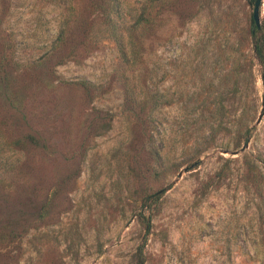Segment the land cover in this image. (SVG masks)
Wrapping results in <instances>:
<instances>
[{"label":"rangeland","instance_id":"1","mask_svg":"<svg viewBox=\"0 0 264 264\" xmlns=\"http://www.w3.org/2000/svg\"><path fill=\"white\" fill-rule=\"evenodd\" d=\"M91 1L0 0V143L19 142L0 154V264H262L253 1L115 0L119 33L142 9L151 15L129 68ZM156 190L145 234L138 200Z\"/></svg>","mask_w":264,"mask_h":264},{"label":"trees","instance_id":"2","mask_svg":"<svg viewBox=\"0 0 264 264\" xmlns=\"http://www.w3.org/2000/svg\"><path fill=\"white\" fill-rule=\"evenodd\" d=\"M253 1V0H250ZM89 8L93 11H104L103 17L106 31L109 37L116 43L117 50L119 52V59L122 64L127 68L135 65L142 56V44L144 38L151 27V15L150 11L142 9L139 11L132 23L128 25L123 31L119 33L116 29L115 22L111 19L110 11H118L115 0H92L89 3ZM248 38L250 41L251 54L254 60L264 66V15L260 20V27L256 29L251 18L248 25ZM124 41L122 42V40ZM237 59L234 67V81L231 84L230 96L236 97L240 93V79L242 78V65L241 58L243 53L240 50H235ZM226 93H219L216 97V108L213 109V116L216 118V124H214V132H221L224 128L223 119L226 116V108L224 102L226 100ZM19 144L18 141L12 143H0V154L7 152L9 148H13ZM154 154L158 157V153L155 151ZM6 166V162L3 163ZM247 171L254 177L258 178L260 175L256 172L257 166L254 163L245 162ZM264 168V163L262 165ZM161 190L144 193L138 200V207L136 210L135 218L138 225L142 228L145 234L150 231V221L152 214L158 209L159 200L161 197ZM135 264H142L139 260ZM264 264V260L262 262Z\"/></svg>","mask_w":264,"mask_h":264},{"label":"water","instance_id":"3","mask_svg":"<svg viewBox=\"0 0 264 264\" xmlns=\"http://www.w3.org/2000/svg\"><path fill=\"white\" fill-rule=\"evenodd\" d=\"M262 0H253L252 2V11H251V20L256 27L259 29L260 27V8H261ZM262 102V100H261ZM260 118V115L258 119Z\"/></svg>","mask_w":264,"mask_h":264}]
</instances>
